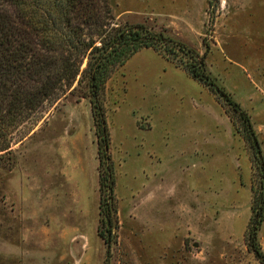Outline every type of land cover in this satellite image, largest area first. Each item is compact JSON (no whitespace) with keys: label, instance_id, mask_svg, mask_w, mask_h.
I'll return each instance as SVG.
<instances>
[{"label":"rangeland","instance_id":"obj_1","mask_svg":"<svg viewBox=\"0 0 264 264\" xmlns=\"http://www.w3.org/2000/svg\"><path fill=\"white\" fill-rule=\"evenodd\" d=\"M108 1L113 26L207 52L206 70L248 115L264 161V0ZM161 52L139 50L106 80V152L80 97L85 62L65 97L33 109L3 102L0 264H261L245 242L257 169L243 125L175 64L186 57ZM109 166L107 245L98 231ZM257 243L264 254V221Z\"/></svg>","mask_w":264,"mask_h":264},{"label":"trees","instance_id":"obj_2","mask_svg":"<svg viewBox=\"0 0 264 264\" xmlns=\"http://www.w3.org/2000/svg\"><path fill=\"white\" fill-rule=\"evenodd\" d=\"M210 7L211 0H207ZM108 0H0V115L6 100L14 106L36 108L46 100H58L72 93L82 63L86 67L87 87L81 98L89 96L93 118L98 123L101 141L107 143L102 94L106 80L117 66H122L143 48L162 54L180 52L186 61H176L193 78L205 85L222 107H227L241 121L244 138L253 149L257 184L252 186L251 216L245 231V242L254 257L264 264V254L257 243V232L264 221V161L248 115L220 88L205 67V52L199 55L191 48L155 33L143 25L115 27ZM98 41V45L96 42ZM168 59V57H166ZM2 115L0 116V120ZM107 163V156L104 155ZM105 177L107 197L101 200L98 235L109 243L112 179L110 166Z\"/></svg>","mask_w":264,"mask_h":264},{"label":"water","instance_id":"obj_3","mask_svg":"<svg viewBox=\"0 0 264 264\" xmlns=\"http://www.w3.org/2000/svg\"><path fill=\"white\" fill-rule=\"evenodd\" d=\"M106 150H107V146L106 144H104V151L106 152Z\"/></svg>","mask_w":264,"mask_h":264}]
</instances>
